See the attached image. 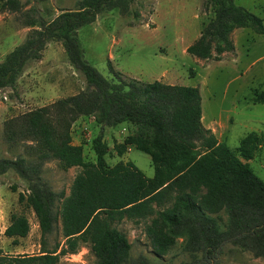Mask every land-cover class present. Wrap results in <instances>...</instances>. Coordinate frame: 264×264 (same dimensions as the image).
Masks as SVG:
<instances>
[{
    "label": "trees",
    "instance_id": "16d2710c",
    "mask_svg": "<svg viewBox=\"0 0 264 264\" xmlns=\"http://www.w3.org/2000/svg\"><path fill=\"white\" fill-rule=\"evenodd\" d=\"M135 1L78 0L77 8L65 9L50 21L31 20L29 24L38 28L0 62V88L14 89L26 66L42 59L51 41H60L87 82L77 94L4 122L7 142L24 141L28 152L1 158L0 174L13 171L24 179L28 192L20 200L35 212L42 235L52 234L61 220L65 244L37 255L11 256L0 248V264H58L62 255L76 253L84 244H89L96 264H151L144 254L131 258L132 243L120 228L125 219L146 221L158 255L167 254L184 237L192 259L181 264H206L228 245L264 259V181L242 159L254 157L260 143L257 134L249 133L232 149L204 126L199 87L145 82L121 72L110 79L86 60L79 30L105 12L129 13ZM0 4L19 10L21 2ZM207 4L212 16L188 47L190 54L221 60L225 52L235 50V29L250 27L264 34V19L236 0ZM255 101L264 102V89ZM89 116L101 129L93 141V162L85 160L83 145L74 144L72 137L73 124ZM124 123L136 132L117 146L118 151L123 154L133 145L148 153L153 177L131 161L108 164L104 129ZM50 161L64 170L81 168L69 194L54 190L44 178L43 168ZM222 212L228 216L224 229ZM30 230L28 216L13 213L5 235L16 240Z\"/></svg>",
    "mask_w": 264,
    "mask_h": 264
},
{
    "label": "rangeland",
    "instance_id": "374dc122",
    "mask_svg": "<svg viewBox=\"0 0 264 264\" xmlns=\"http://www.w3.org/2000/svg\"><path fill=\"white\" fill-rule=\"evenodd\" d=\"M77 1L20 0L19 10L2 8L1 1L0 62L38 28L29 24L31 20L50 21L65 9L77 8ZM236 3L264 19V0H236ZM211 16L207 0H136L129 13L112 10L99 15L96 21L79 30V39L86 60L110 79L121 72L124 77L145 82L161 80L199 87L203 123L214 128L220 142L236 149L249 133L255 132L260 138L254 157L242 159L264 181V102L255 101L264 89V34L250 27L237 28L232 33L234 51L225 52L221 60L202 59L187 49L199 39ZM86 87L84 75L71 64L63 44L51 41L42 59L26 66L14 89L0 88V159L28 152L24 141L7 142L6 120L77 94ZM82 120L81 117L73 124L72 136L74 142L82 143L85 160L93 162L97 158L93 141L101 129L90 120ZM135 129L128 125L106 128L107 162L113 166L131 161L151 178L155 168L148 153L134 149L133 145L127 146L123 154L117 148ZM80 170V167L64 170L57 161H50L43 168V176L54 190L69 194ZM27 192V184L19 174L13 171L0 174V248L6 255H37L65 244L61 220L52 234L42 235L35 212L20 200V195ZM13 213L28 216L31 230L27 237L15 240L5 235ZM221 216L220 227L224 229L228 216L225 212ZM120 228L127 232L132 243V259L141 254L151 264H181L192 259L184 248V237H179L167 254L158 255L147 235L146 221L125 219ZM58 264H96V257L89 244H84L76 253L62 255ZM206 264H264V259L228 245Z\"/></svg>",
    "mask_w": 264,
    "mask_h": 264
},
{
    "label": "crops",
    "instance_id": "0c3cea01",
    "mask_svg": "<svg viewBox=\"0 0 264 264\" xmlns=\"http://www.w3.org/2000/svg\"><path fill=\"white\" fill-rule=\"evenodd\" d=\"M2 113H3V112H2ZM7 117H8V114H7L6 118H7ZM89 118H90V119H89ZM91 118H93V119H91ZM79 119H80V118H79ZM79 119H78V120H79ZM82 119H83V120H84V119H86V120H90L91 122L96 123V121H95V119H94L93 116H89V117H86V118H85V117H82ZM83 120H82V121H83ZM202 121H203V118H202ZM203 124H204V123H203ZM96 125H97V124H96ZM83 126H84V125H83ZM83 126H82V127H83ZM97 126H98V125H97ZM120 126L125 128V127L127 126V124L124 123V124H122V125H120ZM204 126L207 127V128H210V129H214L213 127H211V126H207V125H205V124H204ZM98 127H100V126H98ZM106 128H107V127H106ZM106 128L104 129V131H106ZM99 129H100V128H99ZM212 131H213V130H212ZM72 134H73V132H72ZM72 137H73V136H72ZM73 143H74V144H77V145H82V143H80V142H74V137H73ZM134 149H135V148H134ZM131 150H132V149H131Z\"/></svg>",
    "mask_w": 264,
    "mask_h": 264
},
{
    "label": "built area",
    "instance_id": "2783aa9c",
    "mask_svg": "<svg viewBox=\"0 0 264 264\" xmlns=\"http://www.w3.org/2000/svg\"><path fill=\"white\" fill-rule=\"evenodd\" d=\"M94 117V116H93ZM95 119V118H94Z\"/></svg>",
    "mask_w": 264,
    "mask_h": 264
}]
</instances>
